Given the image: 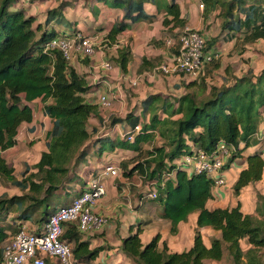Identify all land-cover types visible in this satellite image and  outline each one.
<instances>
[{
  "label": "trees",
  "instance_id": "obj_1",
  "mask_svg": "<svg viewBox=\"0 0 264 264\" xmlns=\"http://www.w3.org/2000/svg\"><path fill=\"white\" fill-rule=\"evenodd\" d=\"M199 2L203 4L205 27H209V18L214 14L220 19L222 31L212 38H206L201 31L205 37L204 53L212 51L220 39H234L240 54L246 44L264 40V0ZM98 3L122 12L121 19L106 31L105 40L111 44H117L118 35L134 23L155 19L157 14L148 13L146 4L164 13L163 32L171 37L176 38L175 31L186 24L178 0H88L94 16L99 12ZM23 4V0H0V180L20 190V194L0 195V259L4 245L24 222L46 223L56 207L54 196L64 195L67 199V193L78 195L85 189L86 182L77 190L75 183L81 180V166L91 153L100 156L106 150L120 148L135 153L120 164L123 174L138 175L144 183L157 185V197L152 200L158 207V218L169 223L172 235L178 233L180 222L196 213L192 245L181 252L169 251L165 240L160 246L159 233L142 243L141 228L121 237L116 247L129 264H264V193H256L251 214L241 210L240 201L232 207L210 209L207 204L216 197L213 180L205 173H188L176 164L181 156L195 150L215 154L222 141L234 148L222 167L226 171L246 149L264 141L256 137L264 122V63L257 73L249 68L236 75L226 68L228 82L215 85L205 79L212 72L210 68L220 66L213 57L205 63V74L185 84L187 91L181 96L150 94L141 101L139 115L129 112L124 117H112L108 127L101 130L100 107L85 95L102 85L105 78L90 83L89 75L65 60L58 50L48 48L55 37L77 32L64 30L72 27V20L65 15V9L72 6L71 0L47 10L43 22L26 14ZM56 26L62 28L55 29ZM171 49L172 54L176 53L174 47ZM131 57L130 48L121 46L112 61L125 72ZM207 65H211L209 69ZM150 66L153 64L142 57L138 71ZM194 86L197 91H189ZM37 99L46 117V150L36 163H24L16 176L2 152L15 146L20 124L33 121ZM92 118L98 125L90 124ZM128 121L131 126L121 137L111 134V128ZM137 125L140 129L135 132ZM131 135L133 140L129 139ZM155 137L162 140L161 144L153 142ZM244 162L245 167L231 187L234 196L262 178L263 151L250 152ZM63 227L61 238L71 245L75 264L90 262L104 249L90 248L89 239L83 237L74 222H64ZM203 227L216 232L210 237L209 246L203 241Z\"/></svg>",
  "mask_w": 264,
  "mask_h": 264
},
{
  "label": "crops",
  "instance_id": "obj_2",
  "mask_svg": "<svg viewBox=\"0 0 264 264\" xmlns=\"http://www.w3.org/2000/svg\"><path fill=\"white\" fill-rule=\"evenodd\" d=\"M40 2L41 1H37L36 3H40ZM178 3L180 5L182 16L186 18V24H191L195 29H198V30H200L202 26H205L203 22L201 23V20L197 21L198 19L197 16L199 14H198L197 9L193 7L194 5L192 3V0H178ZM99 4L100 3H98V5ZM103 6L107 7L105 5ZM198 6H199V3H198ZM107 8L115 12V19L111 22L109 26L110 28L116 21L121 19L122 12L117 9H111L109 7ZM145 9L148 13L157 14L155 19L151 22L141 20V21L134 23L129 29L125 30L124 32L118 35V37H121V38L119 39L117 37V41H118L117 44L115 43L111 44V45H115L116 47V51H115V54H113V56L116 55L117 49L121 46H128L130 48L132 57L128 63L127 70L125 72H122L118 67H115V69L112 70L111 72L103 71V73L96 75L94 71H95V68H97V66L99 65L92 64V63L89 65L86 64L87 65L86 68L83 69V71L85 72L88 71L91 74L88 77L90 83H96L100 75L102 77L107 75L109 77L108 80L111 82L112 87H113V90L110 92V98H111L112 103L109 108H104L100 106L99 104V96L101 92H107V88H105V86L99 85V87L96 90L85 95L89 102L96 103L100 107V110H101L100 115L102 117V125L100 127L101 130H104L105 126L108 127V124L110 122L109 120L112 117H124L126 115L125 113L127 112L133 113L134 109H131V108L136 103L138 105L136 106L137 113H135L134 115H139L141 113V105H140L141 101L145 99L148 95L157 93L163 96L171 95L174 97H179L187 91L185 84L196 79V78H192L190 76L184 75V74L165 75V74L159 73V71L156 70L159 64L163 62H167L172 58L173 56L172 49L171 47L167 45L166 42L168 39H171L172 41H176V38H173L169 34H166L163 32L162 19L164 17V13L162 11H157L156 7L151 4H146ZM200 10L202 11V9ZM98 14L101 15L99 12ZM94 18H96V16ZM51 27L52 26L49 25V29H51ZM54 28L57 29L58 27H54ZM61 28L62 27L58 29L60 30ZM202 33L205 36H207L206 32L202 31ZM162 34H164L165 36H163ZM153 38L156 40H160L164 43L161 42V45L151 47L154 45L153 44L148 45V44ZM237 40H240V39L238 38ZM148 47H150L149 48L150 52H148L149 50L146 49ZM234 47L237 48L236 43L234 44ZM237 52H239V50H237ZM142 57H146L153 64V66H150L149 69H143L142 72H139L138 68L141 64ZM210 66L211 65H207L206 69H209ZM220 66L218 68H210L212 69V72L208 73V75H206V78H205L208 84L221 85L223 83L228 82V79L230 76L228 75L229 73L226 70V68L228 67L224 68V75L222 76V78H212L210 76L211 73L215 74L214 72L217 69H219ZM92 69H93V72L91 71ZM78 70L82 71L81 69H78ZM231 70L233 71L234 69L231 68ZM233 73L236 74V72H233ZM236 75H240V74H236ZM134 82L135 84H133ZM195 90L197 91V88L194 86L190 88L189 91H195ZM129 100H131L130 103H129ZM126 105L127 106L130 105V110L126 108L127 107ZM147 118L148 116L146 117V119ZM90 123L93 125H98V121L94 118L90 120ZM130 126H131V121H128L127 123L118 124L115 127L111 128L110 132L114 136L121 137L122 134L126 131V129H129ZM46 129H47L46 117L41 113L39 99H37L34 102L33 121L31 123L22 122L15 136V139H16L15 146H17L19 143L26 142V140H29V142L32 145L35 143V141L42 142L41 147H39L40 148L39 155L36 156L32 164L36 163L39 160L41 152L46 150V146H45ZM262 134H264V122L261 124L259 131L256 133V137L258 139H261ZM37 139H39V141ZM155 139H158V138L155 137ZM153 142H155V140ZM161 142L162 141H159L157 144H161ZM152 143H149V144H152ZM149 144L145 146H149ZM15 146L2 152V155L6 159V162L8 163V165L12 167L14 166L11 164V162L7 160L6 154L8 153V151H10ZM256 149L262 150L263 156H264V141H261L257 143V145L246 149L242 153L243 157H240L234 160V162L231 164L229 169L225 171L224 186L226 185L227 179L231 180L232 182L230 183V185H228L229 186L228 188L221 189L223 196L229 198L228 199L229 207L234 206L237 201H240L241 210L244 213H249V214L254 213L256 193L257 192L264 193V168H263L262 178L259 181L255 182L254 184L245 186L241 190L238 196H234L232 194L231 187L234 181L236 180L239 171L243 167H245V162H244L245 156ZM115 151L125 152L129 154V156L125 157V159L122 162L126 161L127 159L135 155L134 152L127 151V150L120 149V148H117L111 151L109 150L104 151L101 154L103 156V161L100 164L96 163L95 166H91V168L89 169V171H91V173L89 172V176H88L89 179L92 176H95L104 164H113V163H110V159L112 157V153H114ZM122 162L120 160L119 163L121 164ZM118 166L120 168L119 175L116 177L110 176L105 179L104 183H105L106 193L103 196H101L97 200L95 205L93 206V210L96 213L104 215L106 217L105 224L103 225L100 231H97L93 234H82L84 238L89 239L90 248L104 246V249H102L99 255L95 259L91 260L90 262H87L86 264H129L124 254L121 253L117 249L116 246H118V244L120 243L121 237H125L129 235L130 233H134L138 228H141V233H140L141 242L147 243L154 235L157 234L158 232L157 225L164 222L167 228H166V233L164 234L165 235L164 238H162V240L160 239V246L163 240H165L167 243V240H166L167 234L168 232L170 233L169 223L165 220L158 218L157 216L158 207L155 204V202L147 196V192L150 189V184L144 183L139 178L138 175H134L133 177L125 176L123 174L121 165L118 164ZM234 166L235 168H233ZM121 171H122L123 176L119 177ZM230 172H231V176L229 175ZM81 174H80V178H81ZM134 178L135 179L137 178L139 183L132 182V179ZM138 185L141 186L144 190L141 191L140 189H138ZM15 188H12L11 193L9 194L6 193V194H8L9 196L14 195V194H20V190L18 189L19 191H17L16 190L17 188L16 189ZM79 188H77V186L75 185L76 190ZM131 189H134L135 193L132 192ZM75 196L76 195L74 193L73 197L71 198L68 197L67 199H65L64 197L63 203L70 202ZM247 197L254 200V205L251 211L243 210L244 198L246 199ZM219 201L220 200L214 199L208 202L207 204L208 208L213 209L214 207H222V208L227 207V206H221ZM151 212H153V215H150ZM190 215L186 222L179 223L178 233L173 236L179 235L181 233L183 225L188 223L190 220H192L193 227L194 228L196 227L195 222H194V220H196V216L194 218H190ZM26 224H28L30 230H40L43 227V225H40L36 223L35 221H27ZM204 228H209V227L200 228V231L203 234V241H204V233L202 232V230ZM192 241H193V237H192ZM191 245H192V242L188 246V248ZM167 246H168V243H167ZM56 261L57 260L55 258L48 257L46 264L50 262L57 263L58 261L57 262Z\"/></svg>",
  "mask_w": 264,
  "mask_h": 264
},
{
  "label": "built area",
  "instance_id": "obj_3",
  "mask_svg": "<svg viewBox=\"0 0 264 264\" xmlns=\"http://www.w3.org/2000/svg\"><path fill=\"white\" fill-rule=\"evenodd\" d=\"M199 8L203 9L201 2ZM166 43L169 47H174L176 53L169 61L157 66L156 70L165 75L184 74L197 78L205 74V63L216 55L214 52H203L204 35L200 30L187 24L179 29L176 41L168 39ZM48 48L58 50L70 63L74 59L92 57L95 53L93 42L79 31L55 37L50 41ZM101 67L109 70L112 64L104 61ZM102 85L107 88V92H101L99 104L108 108L111 106L110 92L113 87L106 78L103 79ZM139 129V125L135 126V132ZM261 138H264V134ZM129 139L133 140V136H129ZM233 149L221 141L215 154L195 150L181 156L176 164L188 173H205L213 180L212 192L216 195L219 193L218 188L225 184V171L222 167L228 162ZM119 172L118 165L104 164L99 172L87 181L88 186L81 193L70 202L55 207L39 231L30 230L28 224L24 222L19 231L4 245L0 264H46L48 257L56 258L58 264H75L71 245L61 238L64 232L63 223L74 222L82 234L100 231L106 217L96 213L93 206L106 193L105 179L110 176L116 177ZM147 196L151 199L157 197V185L150 184Z\"/></svg>",
  "mask_w": 264,
  "mask_h": 264
},
{
  "label": "rangeland",
  "instance_id": "obj_4",
  "mask_svg": "<svg viewBox=\"0 0 264 264\" xmlns=\"http://www.w3.org/2000/svg\"><path fill=\"white\" fill-rule=\"evenodd\" d=\"M65 1V0H45L44 2H40V3H28L27 0H23V5L26 7V14H30L35 16L36 18V22H43L45 19V15L47 10L57 7L59 5L60 2ZM72 6L65 9V15L72 20V27L70 28H66L65 27V31L67 32H72V31H79L82 34H84L85 36H87L94 45V49H95V53L92 57H85L82 59H74L71 63L77 67L78 69H81L82 73L87 74V75H91L88 71L85 72L83 71L84 68H86L87 65L89 64H96L99 65L97 66V68H95L94 73L96 75H99L101 73H103V71L105 72H111L112 70L115 69V65L112 61V57L113 54H115L116 51V47L115 45H111V43H109L107 40H105V32L106 30L109 28L111 22L115 19V12L112 10H109L107 7H104L102 4H99V13L101 15H97L96 18H94V14L91 11V8L89 7L88 4V0H71ZM193 3V7H195L198 11V16H197V21L201 20L202 23V16H201V10L198 6V0H192ZM200 10V11H199ZM76 19V20H74ZM220 19H218L214 14L211 15V17L209 18L208 21V28H206L205 26L201 27V31L206 32L207 36L206 37H215L217 35L220 34V32L222 33L221 29H220V25H219ZM78 23V24H77ZM191 27H193L191 24H187ZM57 27V26H56ZM60 28V26H59ZM105 28V29H104ZM194 28V27H193ZM179 30L175 31L178 32ZM163 36H165L164 34H162ZM170 35V34H169ZM119 39L121 37H118ZM162 40V39H161ZM164 40V39H163ZM160 40H156V39H152L148 45L153 44L154 46L151 47H155V46H159L161 45ZM164 43V42H162ZM235 41L234 39H224V41H222L221 39L218 41V44L215 48L212 49V51H210L209 53H213L216 52L214 54L215 55V60H219L220 61V68L217 69L213 74L211 73L210 76L212 78H222V76L224 75V68L228 67L229 70L234 69L233 72H236V74H243L245 73L249 68H251L253 70V72L257 73L263 63H264V40H258L257 42L251 43V44H246L245 45V51L240 54L239 52H237V50H239V47L235 48L234 47ZM150 47L146 48L148 49L150 52ZM109 61L112 64V68L109 70H106L104 68L101 67V63L104 61ZM83 61H86V63H84ZM70 63V64H71ZM100 63V64H99ZM87 64V65H86ZM88 70V69H87ZM93 72V69L91 70ZM160 73V72H159ZM93 75V74H92ZM229 75V74H228ZM89 77V76H88ZM98 78H106L108 79L109 77L106 76H99ZM171 96V95H169ZM133 97V96H132ZM173 98H176L174 96H171ZM131 102V100H129V103ZM112 103V102H111ZM127 106V105H126ZM137 103L131 108L134 109L133 114L137 113ZM109 108V107H108ZM128 110H130V105H128L126 107ZM124 110V108H123ZM123 113V112H122ZM128 113V112H127ZM125 113V114H127ZM123 114V115H125ZM118 116V115H117ZM110 121V120H109ZM91 124V123H90ZM107 126L104 127V129H106ZM121 133V131H120ZM158 138V137H156ZM39 141V139H37ZM159 141H162L161 139H155V144H157ZM36 143V144H35ZM32 145L29 140H26V142L24 143H19L17 146H15L14 148H12L10 151H8V153L6 154L7 160L9 162H11V164L14 166L15 168V174L16 176H19L20 172L23 170L24 168V163L27 164H32L33 161L35 160L36 156L39 155V150L41 147L42 142H36ZM34 148V150H33ZM36 150V151H35ZM125 152H120V151H115L114 153H112V157L110 159V163L116 164V165H120V160L121 162L125 159V157L129 156V154ZM241 157H243V154L241 155ZM103 161V156H98L95 153H91L90 156L85 159V163L84 166H81V180L77 181V183H75V185L77 186V188L81 187L83 182H86V186H88V182L87 180L89 179V172L91 173V171H89V169L91 168V166H95L96 163L100 164ZM235 168V166L233 167ZM229 175L231 176V172L229 173ZM122 171L120 173L119 177H122ZM132 182L134 183H139L138 179L134 178L132 179ZM232 181L231 180H226V185H222L221 187L218 188L219 193H217L215 196L216 200H220V205L221 206H227L229 207V198L223 196L222 190L221 189H225L228 188ZM134 186V185H132ZM12 188H15L14 186L10 185V184H6L3 183L2 180H0V194L1 193H11L12 192ZM16 189V188H15ZM138 189H140L141 191H143L144 189L138 185ZM17 191H19L18 189H16ZM132 192L135 193L134 189H131ZM148 193V192H147ZM74 192H69L66 194V197H73ZM64 195H60V196H54L53 200L55 203V206L57 207V205H60L63 203L64 201ZM136 197V196H134ZM254 205V200H252L251 198L247 197L246 199L244 198V206H243V210H252ZM150 215H153V212H151ZM196 216V213H192L190 215V218H194ZM195 222V220H194ZM158 228V232L160 234L161 240L162 238H164V234L166 233V226L165 223H161L159 225H157ZM195 231V228L193 227V223L192 220H190L188 223L184 224L181 230V233L177 236H173L171 235L169 232L167 234V243H168V249L171 252H181L183 250H186L188 248V246L191 244L192 242V237H193V233ZM202 232L204 233V241L206 243V245H209V240L210 237L212 235L215 234V231L210 229V228H204L202 230ZM169 240V242H168ZM242 246L245 248V244L244 242H242ZM56 259V258H55ZM57 262V261H56ZM58 264L54 263V262H50L47 264ZM206 264H227L226 261L223 262H215V261H206Z\"/></svg>",
  "mask_w": 264,
  "mask_h": 264
}]
</instances>
